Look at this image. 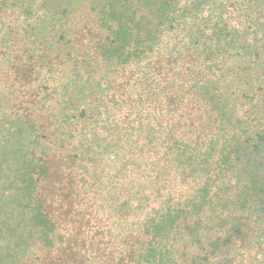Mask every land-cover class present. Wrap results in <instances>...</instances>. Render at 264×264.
<instances>
[{"label": "trees", "instance_id": "trees-1", "mask_svg": "<svg viewBox=\"0 0 264 264\" xmlns=\"http://www.w3.org/2000/svg\"><path fill=\"white\" fill-rule=\"evenodd\" d=\"M35 2L0 0V8L10 3L31 19ZM85 4L90 11L84 17L92 24L72 20V8L64 15L55 10L57 41H33L26 56L5 52L0 58L4 86L11 79V97L0 106L6 114L0 117V264H176L182 221L200 218L211 198L212 185L203 177L209 176L205 170L218 137L241 129L250 133L245 144L253 154L260 144L264 149V45L248 46L238 55L241 65L218 76L222 47L236 42L225 26L203 42V54L193 44L180 58L166 57L159 49L174 22L176 0ZM256 24L264 32V17ZM131 66L136 70L129 72ZM60 68L64 83L58 91L47 84ZM77 95L88 96L90 104L81 106ZM102 106L109 115L112 108L120 111L107 137L115 146L108 159L119 160L124 144L127 167L121 176L134 179L117 206L114 196L101 205L99 188H91L92 199L85 188L87 166L108 152L87 155L96 146L89 126L99 120ZM141 106L154 112L144 120L156 119L155 127L132 121L142 118ZM217 162L233 167L228 155ZM148 183L159 186L162 209L142 224L130 223V202L142 201ZM137 187L142 189L136 195ZM258 188L253 183L254 196Z\"/></svg>", "mask_w": 264, "mask_h": 264}, {"label": "rangeland", "instance_id": "rangeland-1", "mask_svg": "<svg viewBox=\"0 0 264 264\" xmlns=\"http://www.w3.org/2000/svg\"><path fill=\"white\" fill-rule=\"evenodd\" d=\"M85 3L86 0H36L33 7L36 15L31 19L20 17L10 3L7 7L0 8L3 10V14H0V44L4 45L0 47L2 53L0 58L6 57V53H11L12 56H26L24 52L28 51L29 43L33 41H57L60 37L59 27L56 25V17L51 15L55 10L63 12L61 15H64L72 8L74 9L72 20L77 23L80 21L83 27L85 23L92 24L91 17L90 19L84 17L89 16L90 11ZM175 6L174 22L170 33L161 42L160 56L169 57L170 54L174 58H180L181 53L187 52L193 44H198L203 54V42H209L214 29L225 26L229 32L228 37L235 38L236 42L234 41V46L230 48L227 44L224 45L221 54L217 57L221 67L216 72L218 76H222L231 68L241 65L238 55L241 56L248 46L254 47V44L259 43L264 45V32H261L256 24L259 16L264 17L259 15L261 10L264 11V3L262 4L260 0H176ZM0 69L4 72L2 67ZM61 69L52 75L55 80L47 84L57 90L64 83V79L60 80ZM135 70L136 68L131 66L129 72ZM0 75V106H3L11 97L9 94L11 79L4 86L6 77L1 73ZM62 92L64 93V90ZM63 95L60 97L61 100ZM76 97L82 99L81 106L86 108L90 104L86 100L88 96ZM3 98L6 99L2 102ZM141 107L142 118L139 120V117H133L132 121L135 125H141L144 121L155 127L156 119L144 120L154 112ZM100 109L102 113L99 120L89 126L92 128L89 132L96 146L92 148L94 152L87 155L95 156V153L99 154L104 149H108V152H105L103 158L94 157V163L87 166L90 172L87 179L90 182H87L85 188L88 189L87 194L90 199L94 197L90 192L91 188L93 186L94 190L99 188L100 196L97 200L101 205L114 196V205L117 206L127 199L129 186L134 185V179L128 178L129 181H124L121 176L127 167H123L126 163L123 162V155L127 154L128 149L124 144L120 146L118 143V147H125L121 149L123 152L119 160L108 159L114 152V148L110 150V147L115 146L107 140V137L112 136L114 124L111 122L120 117V111L117 112L112 108L109 115L103 112L104 106ZM241 114L243 113H240L239 117ZM0 117H6L1 108ZM241 131L239 129L235 132H227L226 136L218 137L216 152L207 165L208 169L205 170L209 176L203 177V182L208 183L209 180L212 185L211 198L209 203L204 205L200 218L187 217L182 221V236L177 246L176 264H264V149L260 144L259 152L253 154L252 148L249 149L245 144L246 136L250 133ZM167 135L168 131L162 133V136H157L154 145L163 142ZM227 155L233 167L220 168L217 160ZM139 163L138 168L142 172L145 169V161ZM84 171L85 169H80V178H84L87 174ZM125 174L129 176L128 172ZM143 180L144 178L141 181ZM253 183H257L261 189L259 191L258 188L256 196L251 191ZM146 186V189L137 187L133 190L137 191L136 195L140 189L144 193L141 196L142 201L139 202L140 198H138L130 202L134 207L128 217L130 223L142 224L155 217L162 209L163 200L157 196L159 186L154 183H148ZM177 187V185L172 187L173 194L177 193ZM81 191L79 190V193Z\"/></svg>", "mask_w": 264, "mask_h": 264}]
</instances>
